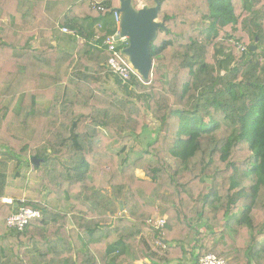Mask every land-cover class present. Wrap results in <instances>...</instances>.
Here are the masks:
<instances>
[{
  "label": "trees",
  "instance_id": "trees-1",
  "mask_svg": "<svg viewBox=\"0 0 264 264\" xmlns=\"http://www.w3.org/2000/svg\"><path fill=\"white\" fill-rule=\"evenodd\" d=\"M117 5L0 0V146L59 203L0 200V264H264V0H161L153 79L116 78L125 97L91 42L117 32ZM109 191L121 217L95 204ZM20 205L42 213L21 232Z\"/></svg>",
  "mask_w": 264,
  "mask_h": 264
},
{
  "label": "built area",
  "instance_id": "built-area-1",
  "mask_svg": "<svg viewBox=\"0 0 264 264\" xmlns=\"http://www.w3.org/2000/svg\"><path fill=\"white\" fill-rule=\"evenodd\" d=\"M148 1L151 0H143L141 3V7H145L144 3ZM92 6L99 12H105V8L99 3H92ZM114 21L117 26V32L114 35L105 37L96 34L95 37L91 40L93 46L99 50H103L109 53L110 57L107 62L108 71L112 76L119 79L124 85L129 84L134 77L138 78L141 82H146L133 67L129 57L124 52L125 49L129 46L128 38H121L120 40H117L121 22L120 13L114 12ZM101 28V25H99L98 29L101 30ZM61 32L63 34H74L68 28H62ZM19 202L25 204L27 201L25 200V198H23ZM3 203L12 206L15 205L13 199H3ZM41 218V211L26 207L24 205H20L19 207H17V211H15L8 217L7 226L11 230L21 232L24 231L32 221ZM150 223L155 229L162 230L167 224V219L157 218L156 220H151ZM199 264H227V262L218 258V256L214 254H210L202 257Z\"/></svg>",
  "mask_w": 264,
  "mask_h": 264
},
{
  "label": "water",
  "instance_id": "water-1",
  "mask_svg": "<svg viewBox=\"0 0 264 264\" xmlns=\"http://www.w3.org/2000/svg\"><path fill=\"white\" fill-rule=\"evenodd\" d=\"M117 1L119 6L114 12L121 14L117 40L128 38L129 46L124 52L143 80L149 82L155 67L151 57V45L157 38L158 30L165 27V23L159 21L161 0H156L153 7L140 9L134 6V0ZM31 163L39 166L36 158H32ZM121 210H124L123 206Z\"/></svg>",
  "mask_w": 264,
  "mask_h": 264
},
{
  "label": "rangeland",
  "instance_id": "rangeland-1",
  "mask_svg": "<svg viewBox=\"0 0 264 264\" xmlns=\"http://www.w3.org/2000/svg\"><path fill=\"white\" fill-rule=\"evenodd\" d=\"M142 1L143 0H141L139 2V4L135 7L139 8V9L143 8V7H141ZM93 3H98V2L94 1ZM144 5H145V7H152L150 5V1L144 3ZM117 6H119V3ZM91 7L93 8L92 4H91ZM239 47H240V45H239ZM152 79H153V76L150 79L149 83H147V82H142V83L149 85L151 83ZM103 85L106 89L111 90V91L121 95L122 97H125L124 89L118 85L116 78L114 76H112L109 73V71L106 73ZM134 94H136V93H133V92L131 93V95H132L131 98L134 99L135 101H137L138 96H136ZM146 122L150 124L151 130L153 132H155V130L158 128V123L154 122L153 118H151L150 116H146ZM144 142H145V140L142 138H136V139L132 140L128 144L127 152L125 153V155H123L122 158H126L127 161L131 164L137 162L141 158V151L144 149ZM25 169H27V173H28L27 178H28V182L30 184L27 186V191L30 192L31 196L34 198V199H32V198H26L25 197V200L27 202H33V201L36 202L37 199L42 198V201L44 203H48L49 205L56 203V204H58V207H59L58 202H56L55 200H50L47 198L48 192L41 185L42 180L40 178H36L34 175L35 174L34 172H36L35 168L33 166L26 168V166H25ZM24 174L26 175V172ZM136 175L140 179H148V177L146 175V171L144 169L136 170ZM15 203H17V202L14 201V204ZM95 204L97 206H100V205L107 206L113 212V214L116 217H121L122 214L125 212V209L123 211L121 210V206H123V205H121V202H119V199L111 191H109V197H107V196L103 197L101 195L98 196L97 199H95ZM157 218H165V219H167V223H168V216L166 214H164L163 212H159L157 215H155L153 218H151L148 222L150 223L151 220H156ZM155 230H157V229H155ZM149 236H151V234H149Z\"/></svg>",
  "mask_w": 264,
  "mask_h": 264
},
{
  "label": "crops",
  "instance_id": "crops-1",
  "mask_svg": "<svg viewBox=\"0 0 264 264\" xmlns=\"http://www.w3.org/2000/svg\"><path fill=\"white\" fill-rule=\"evenodd\" d=\"M53 43H57V40H53ZM36 46L39 47L40 43H36ZM25 172L26 175L24 174ZM27 175L25 162L17 160L0 146V200L2 203L3 199H13L17 203L25 197L34 199L30 192L27 191V186L30 185Z\"/></svg>",
  "mask_w": 264,
  "mask_h": 264
}]
</instances>
